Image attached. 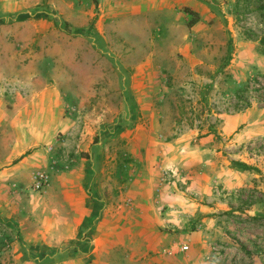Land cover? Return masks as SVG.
<instances>
[{
    "label": "rangeland",
    "instance_id": "obj_1",
    "mask_svg": "<svg viewBox=\"0 0 264 264\" xmlns=\"http://www.w3.org/2000/svg\"><path fill=\"white\" fill-rule=\"evenodd\" d=\"M180 1L0 0V264H264V19Z\"/></svg>",
    "mask_w": 264,
    "mask_h": 264
},
{
    "label": "crops",
    "instance_id": "obj_2",
    "mask_svg": "<svg viewBox=\"0 0 264 264\" xmlns=\"http://www.w3.org/2000/svg\"><path fill=\"white\" fill-rule=\"evenodd\" d=\"M141 1H146V0H141ZM148 2H152L153 4L157 3L159 4L160 2H164L166 4H175L177 2H181L180 0H147ZM186 3H193V4H198L199 3V0H186L185 1ZM172 9V7L170 8ZM5 110H1L0 108V131L3 129V131L6 130V122H7V114L5 113ZM15 119H17L20 115V113H18V111H15ZM0 162H4V161H1L0 159ZM85 217H89L88 216V212L84 213L83 214V218ZM118 229L116 230V234L119 238V240H121L123 243H121L122 245L124 244L125 240H129L130 238H132L131 240H134V226L132 225H127V226H117ZM144 233L147 235V237L150 236V230H147V231H144ZM129 244V242H128Z\"/></svg>",
    "mask_w": 264,
    "mask_h": 264
},
{
    "label": "trees",
    "instance_id": "obj_3",
    "mask_svg": "<svg viewBox=\"0 0 264 264\" xmlns=\"http://www.w3.org/2000/svg\"><path fill=\"white\" fill-rule=\"evenodd\" d=\"M242 5L245 6L244 8H248L249 6L253 7L254 12H256L260 18L264 19V0H238V2L236 3V11L238 13L241 12L242 9ZM194 19L191 22L190 26L195 25L198 22V17L197 15H194ZM251 35L253 33H250ZM254 36V35H253ZM248 40L254 41L257 40L255 37H248ZM261 43L264 44V38L260 39ZM232 53V43L231 40H229L228 42V58L230 59V55ZM238 97H240L241 95H237ZM240 100H243V97L240 98ZM251 104L247 103V105L245 106V108L250 107ZM241 168L248 170L250 169V167H247L246 165L240 164L239 165Z\"/></svg>",
    "mask_w": 264,
    "mask_h": 264
}]
</instances>
